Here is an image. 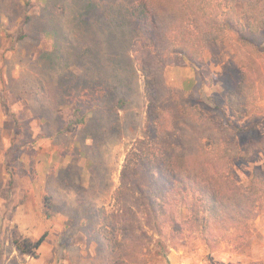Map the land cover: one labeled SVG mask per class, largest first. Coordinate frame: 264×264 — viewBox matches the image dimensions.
<instances>
[{"label": "rangeland", "instance_id": "1", "mask_svg": "<svg viewBox=\"0 0 264 264\" xmlns=\"http://www.w3.org/2000/svg\"><path fill=\"white\" fill-rule=\"evenodd\" d=\"M130 3L0 0L3 264L114 261L98 232L96 210L114 208L112 196L128 150L143 136L147 106L142 78L127 58L141 32ZM255 40L264 47V33ZM230 61V52L209 46L200 64L168 67L166 82L201 101L206 112L230 120L226 95L238 82ZM258 107V123L240 121L246 130L241 144L251 135L264 137V93ZM231 170L244 184L254 172L264 175V151L233 161ZM138 198L136 191L128 193L125 203L137 205ZM249 227L250 239L231 231L214 250L197 236L176 249L154 238L144 258L148 264H264V215ZM21 244L28 252L18 249Z\"/></svg>", "mask_w": 264, "mask_h": 264}, {"label": "trees", "instance_id": "2", "mask_svg": "<svg viewBox=\"0 0 264 264\" xmlns=\"http://www.w3.org/2000/svg\"><path fill=\"white\" fill-rule=\"evenodd\" d=\"M130 17L141 32L127 58L142 78L147 106L143 136L128 150L112 196L114 208L96 210L112 264H148L144 254L154 238L176 249L197 236L213 250L231 231L250 239V223L264 215V175L254 172L240 183L231 163L264 151V137L239 141L246 131L240 121L261 120L264 47L255 36L264 33V0H131ZM209 46L230 52L238 75L226 95L230 120L206 112L201 101L166 82L168 67L200 64ZM134 191L138 204L129 206L126 196ZM18 249L28 252L26 244Z\"/></svg>", "mask_w": 264, "mask_h": 264}, {"label": "crops", "instance_id": "3", "mask_svg": "<svg viewBox=\"0 0 264 264\" xmlns=\"http://www.w3.org/2000/svg\"><path fill=\"white\" fill-rule=\"evenodd\" d=\"M4 261H0V264H3Z\"/></svg>", "mask_w": 264, "mask_h": 264}]
</instances>
